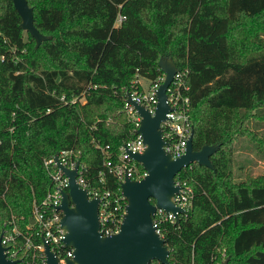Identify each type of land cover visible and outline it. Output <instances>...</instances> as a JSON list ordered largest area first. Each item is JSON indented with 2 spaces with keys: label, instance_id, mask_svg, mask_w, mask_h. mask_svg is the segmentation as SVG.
Returning a JSON list of instances; mask_svg holds the SVG:
<instances>
[{
  "label": "trees",
  "instance_id": "1",
  "mask_svg": "<svg viewBox=\"0 0 264 264\" xmlns=\"http://www.w3.org/2000/svg\"><path fill=\"white\" fill-rule=\"evenodd\" d=\"M27 1L50 37L35 47L12 0H0V220L28 223L52 185L43 161L62 150L89 190L119 193L106 162L135 135L125 93L161 75L167 57L189 72L193 148L218 145L214 169L193 162L175 175L193 197L160 225L168 260L264 264V175L233 173L236 139L264 145V0Z\"/></svg>",
  "mask_w": 264,
  "mask_h": 264
},
{
  "label": "water",
  "instance_id": "2",
  "mask_svg": "<svg viewBox=\"0 0 264 264\" xmlns=\"http://www.w3.org/2000/svg\"><path fill=\"white\" fill-rule=\"evenodd\" d=\"M20 17V26L38 46L50 36L41 33L34 25L33 8L27 0H12ZM158 66L164 73V80L156 90L157 102L151 114L141 104L134 102L128 95L127 100L140 116L137 132L142 136L146 147L142 153L127 151L130 158L141 164L145 175L140 179L125 177L120 183L122 195L126 201L125 213L119 231L103 236L98 231L97 197H89L86 188L76 182L78 163L74 168H67L53 155L56 166L67 176V190L62 192L58 208L62 211L60 224L65 230L63 242L73 249V256L64 263L45 245L46 264H149L157 260L170 264L169 249L165 240L155 231L152 216L157 207L174 214L176 220L182 207L175 205L172 196L178 192L175 175L193 162L214 169L210 155L218 149L217 144H203L193 148V129L188 137L185 153L173 158L164 149L160 123L170 109L166 102V88L173 78L177 67L170 58L161 57ZM225 257L219 264H227ZM0 264H11L5 258L0 244Z\"/></svg>",
  "mask_w": 264,
  "mask_h": 264
},
{
  "label": "built area",
  "instance_id": "3",
  "mask_svg": "<svg viewBox=\"0 0 264 264\" xmlns=\"http://www.w3.org/2000/svg\"><path fill=\"white\" fill-rule=\"evenodd\" d=\"M123 18L124 16L118 15L115 23L119 24ZM1 59H4V55L1 56ZM188 74L186 67L176 69L171 82L166 88V102L170 109L166 113V118L161 121L160 127L165 141L164 149L173 158L185 153L187 140L192 129ZM164 77L162 72L156 79L150 80L146 91L131 89L125 93L124 109L134 121L135 127L133 130L135 135L119 147L118 162L112 163L110 160L106 162L108 171L113 173L119 181V193L112 194L108 190L102 192L89 190L82 177V166L73 159L72 151L62 150L58 152V159L65 167L74 168L78 163L76 182L87 189L89 197L99 199L98 231L103 236H110L119 231L125 213L126 201L122 195L120 183L125 177L140 179L145 175L144 169H140L135 164L136 161L130 158L127 153V151L142 153L146 147L142 136L137 132L140 116L134 106L127 100L128 95L134 102L141 104L153 114L157 102L156 90ZM135 82L142 87L141 77H138ZM82 97L84 98V91L81 92V96L73 97L70 102L82 101ZM60 98L64 100L63 95ZM43 164L46 169H49L50 166L55 167L54 170L50 171L52 185L44 197L41 199L33 198L32 214L28 223L22 225L13 214L8 219L0 220V244L3 247L5 258L10 260L11 264H46L44 254L46 244L61 263H64L66 258L73 256V249L66 247L63 242L65 230L60 224L62 211L58 208L61 203L62 192L67 190V176L56 166L53 156L45 158ZM174 182L179 185V190L172 196V200L175 205L182 207V212L185 213L191 207L193 190L185 180L175 179ZM165 221L175 222L177 220L172 212L157 207L152 216V223L160 237H162L160 225Z\"/></svg>",
  "mask_w": 264,
  "mask_h": 264
},
{
  "label": "rangeland",
  "instance_id": "4",
  "mask_svg": "<svg viewBox=\"0 0 264 264\" xmlns=\"http://www.w3.org/2000/svg\"><path fill=\"white\" fill-rule=\"evenodd\" d=\"M141 85L142 89L146 91L149 80L141 78ZM81 99L83 101L84 98ZM261 131L264 133V127L261 128ZM233 173L237 180L243 179L247 175H264V145L259 148L247 137L236 139L233 153Z\"/></svg>",
  "mask_w": 264,
  "mask_h": 264
}]
</instances>
